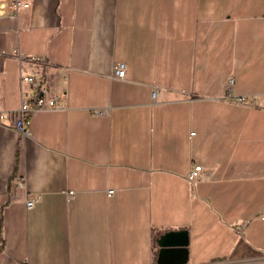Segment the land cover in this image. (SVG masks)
<instances>
[{
  "label": "crops",
  "instance_id": "obj_1",
  "mask_svg": "<svg viewBox=\"0 0 264 264\" xmlns=\"http://www.w3.org/2000/svg\"><path fill=\"white\" fill-rule=\"evenodd\" d=\"M7 1L0 111L67 108L0 124V264H159L168 231L186 264H264V0Z\"/></svg>",
  "mask_w": 264,
  "mask_h": 264
},
{
  "label": "built area",
  "instance_id": "obj_2",
  "mask_svg": "<svg viewBox=\"0 0 264 264\" xmlns=\"http://www.w3.org/2000/svg\"><path fill=\"white\" fill-rule=\"evenodd\" d=\"M29 2H24L20 0H8L5 6V10L8 14H16L20 8L29 7ZM20 58V56H18ZM27 60L30 61H43L41 57L30 56L27 57ZM126 72L125 63L122 61L116 62L114 65V76L117 78H124ZM21 82L29 83L33 86L39 87V85L34 81L32 76H22ZM234 82L233 78L228 80V89L227 97L235 102L240 103H252L257 105V96H233L231 86ZM45 88H41V94L34 100L23 99L21 101L20 107L17 110L11 111H0V124H5L11 128H14L17 132L21 134H29L30 130V120L32 115L39 111H49V110H65L67 108V102L65 96H54L52 98H47L45 96ZM156 90H153L151 93L152 98H155ZM232 96V97H231ZM191 135L194 132H190ZM201 170L200 165H194L190 170L185 174V178L190 181L194 179L199 171ZM24 183L20 177H16V182L14 186V191L19 187H23ZM108 193H112V190H109ZM69 197H73V191L68 192ZM39 196L29 197L26 199V207L28 209L34 207L36 202L39 200ZM259 218L264 220V211L259 214Z\"/></svg>",
  "mask_w": 264,
  "mask_h": 264
},
{
  "label": "water",
  "instance_id": "obj_3",
  "mask_svg": "<svg viewBox=\"0 0 264 264\" xmlns=\"http://www.w3.org/2000/svg\"><path fill=\"white\" fill-rule=\"evenodd\" d=\"M159 264L187 263V235L185 231H168L159 238Z\"/></svg>",
  "mask_w": 264,
  "mask_h": 264
}]
</instances>
